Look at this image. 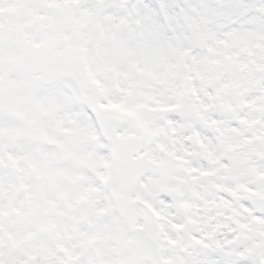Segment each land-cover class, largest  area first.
Returning <instances> with one entry per match:
<instances>
[{
    "label": "snow or ice",
    "instance_id": "1",
    "mask_svg": "<svg viewBox=\"0 0 264 264\" xmlns=\"http://www.w3.org/2000/svg\"><path fill=\"white\" fill-rule=\"evenodd\" d=\"M0 264H264V0H0Z\"/></svg>",
    "mask_w": 264,
    "mask_h": 264
}]
</instances>
